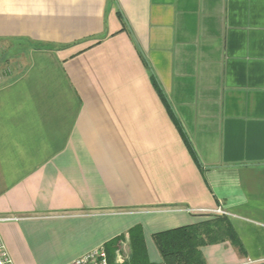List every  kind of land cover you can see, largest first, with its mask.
<instances>
[{
    "label": "crops",
    "instance_id": "1",
    "mask_svg": "<svg viewBox=\"0 0 264 264\" xmlns=\"http://www.w3.org/2000/svg\"><path fill=\"white\" fill-rule=\"evenodd\" d=\"M0 218L15 264L216 218L264 264V0H0Z\"/></svg>",
    "mask_w": 264,
    "mask_h": 264
},
{
    "label": "trees",
    "instance_id": "2",
    "mask_svg": "<svg viewBox=\"0 0 264 264\" xmlns=\"http://www.w3.org/2000/svg\"><path fill=\"white\" fill-rule=\"evenodd\" d=\"M154 85L162 100H165L155 82ZM172 118L192 158L198 163L196 154L182 132L179 123L173 116ZM140 231L139 227L130 230V253L128 260L122 264H153L149 262L144 251L143 239L141 235L139 236ZM152 240L161 257L162 264H205L200 249L205 246L224 242H230L239 252L241 251L240 242L225 218H216L204 223L157 233L152 236ZM122 241H124V237L120 236L110 244L104 246L108 254L109 264H116L114 261V252L118 244Z\"/></svg>",
    "mask_w": 264,
    "mask_h": 264
},
{
    "label": "built area",
    "instance_id": "3",
    "mask_svg": "<svg viewBox=\"0 0 264 264\" xmlns=\"http://www.w3.org/2000/svg\"><path fill=\"white\" fill-rule=\"evenodd\" d=\"M217 213L222 214L220 210H218ZM13 220L15 219L0 218V224ZM125 249H126V243L124 241L120 242L118 244L117 249L114 252V261L116 264H122L124 261L128 260L129 254L126 253ZM0 264H15L12 258L10 257L6 246L1 240V236H0ZM66 264H109L108 254L104 249V247H98Z\"/></svg>",
    "mask_w": 264,
    "mask_h": 264
}]
</instances>
